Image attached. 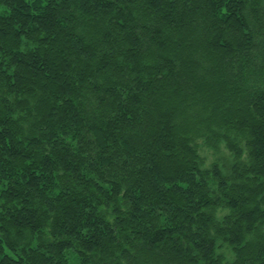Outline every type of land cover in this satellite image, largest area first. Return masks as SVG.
Segmentation results:
<instances>
[{"label":"trees","instance_id":"1","mask_svg":"<svg viewBox=\"0 0 264 264\" xmlns=\"http://www.w3.org/2000/svg\"><path fill=\"white\" fill-rule=\"evenodd\" d=\"M0 264H264V0H0Z\"/></svg>","mask_w":264,"mask_h":264},{"label":"rangeland","instance_id":"2","mask_svg":"<svg viewBox=\"0 0 264 264\" xmlns=\"http://www.w3.org/2000/svg\"><path fill=\"white\" fill-rule=\"evenodd\" d=\"M201 154H202L203 156H206V152H202Z\"/></svg>","mask_w":264,"mask_h":264}]
</instances>
